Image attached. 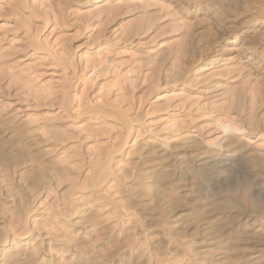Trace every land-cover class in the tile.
<instances>
[{
  "label": "bare ground",
  "instance_id": "6f19581e",
  "mask_svg": "<svg viewBox=\"0 0 264 264\" xmlns=\"http://www.w3.org/2000/svg\"><path fill=\"white\" fill-rule=\"evenodd\" d=\"M17 1L16 8L12 9H16H13V13L19 12L16 13L19 19V15H23L18 23L22 21L19 27L22 26L25 30L24 44L34 51H44L38 35L48 24L47 19L42 14H36V10L32 11V6H28L29 0ZM61 1L63 0L55 3L56 7L59 6L57 20H61V25L67 29H75L76 39L87 38L85 49L88 52L100 49L102 45L99 36L92 38L85 25L80 22L77 25V18L75 24L69 18L72 16L71 9L80 10L104 0ZM110 1L115 3L102 11L107 19L100 25L101 35L107 31V26L119 21V17H134L135 20L124 33L127 38H134L146 35L151 30L158 32L162 19L171 16V20L164 24L166 28L163 26L165 29L156 33L160 37L168 34L179 37L174 42V57L173 53L167 54L173 57L172 66L179 72L177 79L172 77L175 82H192L204 70H209L221 61L237 63L243 77L254 75L260 83V90H256L257 84H254V89L248 86L251 92L249 97L258 103L256 92L260 91L263 95L260 104L261 101L264 103V0H143L141 5L132 4L131 0H126L125 3ZM33 19L40 20L39 25ZM178 20L181 23L175 22ZM17 29L18 24L14 30ZM34 29L38 33L31 35L29 30ZM63 37L69 39L65 35ZM72 39L70 37V42ZM24 47L27 46H22L21 49ZM8 49L10 50L2 52L0 48V99L3 102L19 97V90L14 87L19 83L18 72H14L18 69L16 56L19 48L15 50L9 46ZM21 49L19 53L22 54ZM109 50L108 54L112 52L114 58L119 52L117 49ZM162 54L153 52L148 55L149 58L141 59L145 67H142L145 70L143 69L141 78L142 62L137 64L136 60H133L136 64H130L125 70L129 79L126 74L122 75L121 65L122 68L124 65H120L121 62L116 61L113 56L107 58L105 67L112 68L115 75L120 73L127 78L129 89L132 86L134 90L138 86L140 92L147 93V89L152 88L150 86H157L155 70L164 65L167 58ZM7 68L13 73L10 70L11 73L7 72ZM237 69L236 66L228 69V83L235 82L234 77L238 74L234 73ZM20 76L18 73V80L22 79ZM7 77L12 78L13 82L6 89L2 84ZM137 79L140 80L139 83H136ZM22 81L25 83V80ZM145 83L150 88L146 85L144 87ZM221 86L223 91L218 89L211 95H206L202 103L198 102L193 111L184 115L186 121L183 125L175 120L172 126L161 132L149 131V137L141 141H132V132L136 123L141 124V120L136 122L133 118L135 115L129 116L123 108L111 111L103 105L105 108L86 106L79 110V106V116L97 115L110 119L123 131L122 134L120 132L121 136L118 135L120 139L113 144L112 150L105 152L106 156L104 153V158L100 156L101 160L91 162L96 164L93 168L90 167V173L88 171V176L83 179L85 182L79 185L69 180L70 166H73L70 155L65 160L61 159L62 156L48 158L50 152L47 153L48 149L41 144L46 141L43 138L47 129L40 124L29 127L25 119H19L17 109L10 108V102L9 107L8 103L7 106L0 101V264H264V113L252 114L259 109L258 105H248L245 94H241L246 99L245 106L242 105L244 110L239 111L237 100L239 101L240 94L237 86ZM132 89L131 95H134ZM241 89L244 91L242 86ZM152 98L159 101L157 96ZM161 106L156 105L152 107L156 109L151 110L168 113L169 106ZM151 110L149 112L154 113ZM66 111L69 112L68 109ZM215 113L218 116H211ZM207 116L210 122L208 124H213L211 137L214 138L210 140L205 138L207 135L204 133V126L197 124ZM48 134L47 140L57 135L50 133L52 138H49ZM67 161L69 167L65 163ZM121 163L123 165L116 169ZM75 169L74 167L73 171ZM44 176H52L56 181H68L64 195L61 194L64 208L55 203V209L51 206L54 209L50 210L52 214L45 216L47 218L42 222L47 233H53L54 243L58 244L54 248L48 247L53 253V262L46 258L43 260L42 256L40 260L35 258L39 253V245L34 243L35 238L29 239L31 228L24 216L26 214L22 212L24 207L19 209L18 204L13 202L15 196L13 198L10 193L14 186L27 190V195H32L30 199L33 202L34 196L39 197L44 190ZM110 181L116 182V185H108ZM28 189H33V193ZM16 202L19 201L16 199ZM6 204H11V208L16 213L19 212L15 216L10 213L12 209L9 210L11 218L15 216L12 220H8L10 216L5 219ZM28 208L30 207L26 206L24 209L25 213ZM66 217L71 220L68 226L80 233L67 235L68 238L59 234L56 229L59 219ZM18 224L21 232L16 234L12 231ZM11 234L18 235L17 241L10 238Z\"/></svg>",
  "mask_w": 264,
  "mask_h": 264
},
{
  "label": "rangeland",
  "instance_id": "374dc122",
  "mask_svg": "<svg viewBox=\"0 0 264 264\" xmlns=\"http://www.w3.org/2000/svg\"><path fill=\"white\" fill-rule=\"evenodd\" d=\"M15 1L17 0H0V40H1L0 48L2 52H6L5 50L7 51L10 50L8 49L9 46L15 50L19 48L17 50L18 54L16 56L17 58L16 61H18L17 63L18 67H16V69L18 68L17 70L19 71L14 70V72L16 73L18 72L19 76L21 74L22 77L21 76L20 77L23 80H25V83L24 81H22L21 78H20L21 80H18V73H17V82L19 83H17V86H14V87L18 88L19 90L17 92V89H16L17 96H19L18 97L19 99L11 98L9 101H6V102H3L2 99H0V101H2V103H4L5 105H7L6 103H8V105L11 103V107L10 105L9 107L10 108L15 107L17 109L18 117L20 116L19 119L20 118H22L21 120L25 119L26 122L29 123V127L32 128L34 127V125L37 126L40 124V126H43V128H46L47 130L49 129L48 131L45 130L47 132V133L45 132L46 135L50 131L51 134L54 132L53 135L55 136V134H57L56 132L58 131V134L56 136L62 139L59 138L57 140L55 139L57 138L56 136L55 137L53 136L54 138H52L50 137L51 134L49 133L50 134V135L48 134L49 138H52V139L47 140L48 136L46 138V135H45V138L43 139L46 141H44L41 144L42 146H44V148L46 147L45 148L46 150L48 149L47 153L50 152L48 153L49 155L48 158L56 159L62 156L61 159L64 158L65 160V158L70 155L69 157L71 159V162L73 163V166H70L69 180L73 182L75 181V185H79L81 182L83 183L85 182V180L83 181V179H85V176H88L87 174L90 173L91 171L90 167L92 166L94 167V165L96 164V163L92 164L93 161L95 160L94 162H98L99 160H101L102 156L104 158V153L112 150L113 144L115 145L116 141L118 140V138L120 139V136L123 132L121 128L119 126L116 127L113 121H111L110 119H105L97 115L96 116L94 115L83 116L82 115V117L79 116L78 115L79 111L77 109L80 107L81 108L79 110H81L82 108L84 109L86 106H90V107L96 106L94 108H97V107L99 108L100 106L104 105L105 107H109L111 111L123 108V110L126 111L129 116L131 115V117H133L135 115L133 118L136 120V122L137 120L139 121L141 120L140 121L141 124L139 123V121H138L139 124L136 123L135 128L132 132V141L134 139L137 141L144 140L146 137H149L151 132L152 133L161 132V130L172 126L175 120H178V122H180L183 125V122L186 121L184 115L187 113L186 114L187 116L189 112H191V110L193 111L194 108L197 107V104L202 103L208 95H211L213 92L218 91V89L220 91H223L224 88H222L221 85H231L232 84V85L237 86L236 88L240 95H239V101L237 100L238 105L237 104L236 105L237 107L239 106L238 107L239 111L242 109L244 110L243 106H245L246 99L242 95L245 94L248 105L250 104L251 106V103H253L254 105L252 106L257 107L258 105V108L260 109V110L256 109L257 111L254 110L255 112H252V114L254 113L257 114L258 112L260 114L264 113L263 101H261L262 103L260 104V99L263 96L261 95V92L258 91V93L256 92V94L259 98L258 103L262 106H260L255 99H251L249 97V95L251 94V92H249L250 91L249 87L252 86L251 88H253L254 84L255 85L257 84L256 90H258L260 88V83L258 82L257 78L254 75H249V77L248 76L243 77L242 70L239 69L240 67L237 63H228L227 61H221L218 65H215L209 70H204L201 74L196 76L195 80L192 82L190 81L188 83H183L179 80L178 82L177 81L175 82V79L179 77V74H178L179 72L177 68H174V66H172L173 60H171V58L173 59L174 57L173 50L176 49L174 42H176L177 39L179 40V37L177 38V36H175L174 34H168L166 36L164 35L161 37L158 36L159 34L158 32L166 28L164 24L171 20L170 19L172 18L171 16L165 17L164 19H162V24L159 26L158 32L157 30L156 31L151 30L146 35L144 34L138 37L134 36V38L133 36H130L128 37L129 38L128 39L124 33L126 29L130 27V23L133 20H135L134 17H131V16L119 17L117 19L119 21H116L110 24L109 26H107V31L102 32L103 36L101 35V33H99L101 32L100 30L102 29V26L100 25L103 24L104 21H106L107 19L106 14L102 11L103 9L108 8L109 5L111 6L112 4H114L115 1H110V0H104V1H98V2L96 1L90 7H86L80 10L71 9L70 11H71L72 16L71 18H69L71 23L72 22L76 23L78 21L77 25L79 22L81 25H85L87 27V32L90 35H92V38L95 35H96L95 39L98 38L99 36L98 39L102 47H100V49H97V51L90 50V52H88L85 49V46H86L85 42H87L86 40L87 38L86 39H76V36L74 34L75 29H67L61 25V20L60 21L57 20L58 15H59L57 12L59 11L58 10L59 6L56 7L57 5H55V3L57 2L59 3L60 0L58 1L57 0H29L27 1L29 2L28 4H30L28 6L30 8L32 6L33 8L32 11L36 10L34 11L36 14L37 13L42 14L44 17L41 15L40 16L43 17L44 19H47L48 21V24L46 25L43 32H41V34L38 35V39L41 38L39 40L40 45L42 44L43 45L42 47H44L46 50L45 49L44 51L38 50L37 52V50L34 51L30 47L28 48V45H25L26 44L25 43L26 36H24L25 30L22 26L19 27V24L22 21L18 23V20H20L23 15L22 16L19 15L21 17L19 19L17 17V14H19V12L16 11L15 13H13V9L16 10L15 5L16 3H18V1L17 2ZM125 1L126 0L124 1L119 0V2H122V3H125ZM130 2L132 4L137 3V5L139 4L141 5L143 4L144 1L143 0H131ZM12 7H15V8L12 9ZM24 18L25 17H23V19ZM79 18L82 20H80ZM34 21L36 22L37 25H39L40 20H34ZM175 22H177V24L181 23L180 20L175 21ZM17 24H18V29L14 30L17 27ZM35 30L36 29H34V31L29 30V33H31V35L38 33V30L36 31ZM64 35L69 37V39L70 37L71 39L72 38L74 39H72V41L70 42L68 38L65 37L66 38L65 39L63 37ZM22 37L24 38L22 39ZM21 40L22 41L24 40L22 42L23 44L25 43L24 45L20 43ZM11 45L14 47H12ZM22 46H27L26 47L27 51L25 47L24 49H21ZM173 47L174 49H171ZM20 49L23 50L22 54L19 53L21 52ZM109 49H117V51H119L123 55L120 54L119 52L117 54L118 56L113 53L114 55L117 56V57L115 56L114 58V56L112 55V52L111 54H108ZM170 49H171V52H170ZM153 52H158L160 54L163 53L164 55L163 54L162 55L164 57L165 55L167 56V54L173 53L172 55L173 57L171 55H168L166 60L163 63L164 65H162L160 68H157L155 70L156 71L155 74L157 76V79H156L157 86L153 85V86H150L152 87L150 88L149 85L145 83L143 86L149 87L150 90L147 89L148 91L147 93L146 91L145 93L144 92L142 93L139 91V89H137L138 86L136 87V89L133 90L132 89L133 87L132 86L130 87V84H129V87L134 91V95H131L132 91H130L131 89H129L127 86V78L129 79V76H128L129 74H127L125 70L130 67V64L132 63H133L132 65L136 64L134 63L135 60L137 61V64H139L140 62H142L141 59L149 58L148 55L152 54ZM144 56H148V57H144ZM110 57L116 59V61L118 60V62H121L119 63L120 65L121 64L124 65L123 68L121 65V70L123 71L122 75L124 76V74H126L127 78H124L122 75H120V73L115 75L113 73L112 68L105 67L107 66L106 60H108ZM59 64H62V65H59ZM74 64H76L77 66ZM71 66L73 67V69ZM140 66L142 69L140 73L141 75H139V73L138 75L141 78L142 72L145 70L143 62L140 63ZM234 66L238 68L234 74L235 75L238 74V75L236 76V78L234 77L235 82L228 83L229 75L227 76L226 73L228 69L233 68ZM9 70L10 69L7 68V72L12 71V70L10 71ZM172 77L174 78L176 77V78L174 79ZM123 78H124V81H122ZM6 79L4 83L2 84V86L3 87L6 86V89H7L13 82L12 81L13 79L12 78L10 79L9 77H7ZM251 80L253 82H251ZM138 81L140 82V80L137 79L136 83H139ZM123 82H125L126 85L123 84ZM75 83H77L75 85L76 88L72 87L74 86ZM249 83H252V84H249ZM241 86L244 88V91L243 89H241ZM143 90H146V89H143ZM47 92L49 93L48 95L46 94ZM143 94H146L148 99ZM153 96H157V98L159 97V101L156 102L157 99L152 98ZM139 101L142 102L143 104H141ZM62 103L63 104L65 103V105H62ZM160 103L161 105L165 104L166 106L167 104V106H169L168 113L163 112V111L151 110V109H156V108H152L154 106L156 107V105L157 107L158 105L161 106ZM66 104L67 106L68 105L69 106L67 107ZM129 105H132V106H129ZM64 106H66V108L69 110L68 113L66 111L67 109ZM104 106L102 108H105ZM149 109L151 111H154V113L153 112L150 113ZM188 109L189 111H187ZM70 112L72 113V116H70L71 115ZM211 116H218V114L215 113L214 115L212 114ZM71 117H74V118H71ZM207 117H204L203 120L197 122V124H199V126L201 127L204 126L203 127L205 131L204 133L207 135L205 136V138L210 140L214 138V136L211 137L213 135V132H212L213 124H210L211 125L210 127V125L208 124L210 123L209 117L208 118ZM144 127L147 128V130ZM60 131L63 134L60 133ZM138 135L139 137L136 139ZM106 154L107 153H105V156ZM70 159L68 160L70 161ZM69 161L65 163H68ZM75 164H77L79 168ZM122 165L123 163L118 165L116 169ZM67 166L69 167V163L67 164ZM67 166L66 168H68ZM74 167L76 168L75 171H73ZM72 175H75V176L73 177ZM71 176H72V179H71ZM49 177L50 179H48ZM51 177L52 176H46V177L44 176V179L42 178V180H44V182H42V184L44 183L43 184L44 190L39 195V197L34 196L36 200L33 197L34 198L33 202H31L32 198L30 197L32 195H30V193H28L29 195H27V192H28L27 190L26 191L21 190L18 187L14 188L16 187L14 186V187H11L12 192L10 191V193L13 195V198L15 196L13 202H15L16 205L18 204L17 207L19 209H22L23 207L25 209L26 206L30 207L27 209L28 210L27 213H25L24 209H22V212L26 215H24L23 213L22 214L25 216V218L27 217L26 220L29 223L28 224L30 226L29 228H31L29 239L35 238L36 240L34 241V243L39 245V253L37 252L38 257L36 255L35 258L40 260L42 256L43 260L46 258V260H50V262H53L54 261L53 253L52 251H50L48 247L54 248V247H57L58 244H56V242L54 243V241L52 240L54 237L53 233H50V234L47 233V230H46L47 228L45 229L42 222L44 223L46 218L52 214L51 211H54L58 203H59L58 205L61 206V208L63 207V201H62L61 196H63L65 193V192L63 193V191H65L66 187L68 186V181L66 182L65 179H62V180L59 179L56 181L55 178L53 177L51 178ZM66 179L68 180V178ZM76 180H78L77 181L78 183L76 182ZM58 181L62 183V185L58 183ZM45 183L48 186H45L46 185ZM108 185L115 186L116 182L110 181ZM57 186H60V187L58 188ZM28 190L29 192L33 191V189H28ZM21 191L22 192L24 191V192L22 193ZM54 191L56 193H54ZM62 193L63 195H61ZM24 198L26 200H23ZM55 198H57L56 201H55ZM16 199L17 201L21 202V204L19 202H16ZM27 199H30V200H27ZM59 200L62 202H60ZM55 203L56 205H54ZM10 205L11 204H9L8 206V204H6L4 206V211H5L4 214H6V217L5 215L4 217L6 219L7 216H10L8 220L14 219L16 214H19V212L16 213L13 210V208H11ZM23 205H26V206H23ZM51 206H53L54 209L51 208ZM5 208H8V209L5 210ZM10 209H12L13 212ZM9 212L11 214H15V213L16 214L15 216L13 215V218H11L12 215H10ZM48 212H50V214ZM66 215H69V213ZM42 219L44 220L42 221ZM59 220L60 222L57 226L58 228L56 229L59 231V234L62 237L64 236L65 238H68L66 237L67 235L74 236L76 232L80 233L75 228L73 229L72 227H69L70 225L68 226L69 221L71 222L70 218L68 219V217H66L65 219L62 218ZM37 224H40V226ZM12 232L16 234L20 233L21 226H19L18 224L17 227L16 226L14 227ZM16 234L14 235L11 234L10 238L11 239L14 238L13 240L17 241L18 235L15 236Z\"/></svg>",
  "mask_w": 264,
  "mask_h": 264
}]
</instances>
